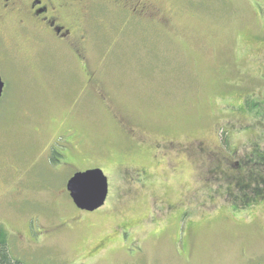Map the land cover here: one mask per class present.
Listing matches in <instances>:
<instances>
[{"label":"rangeland","instance_id":"374dc122","mask_svg":"<svg viewBox=\"0 0 264 264\" xmlns=\"http://www.w3.org/2000/svg\"><path fill=\"white\" fill-rule=\"evenodd\" d=\"M148 1L89 10L85 68L58 53L3 88L0 223L22 264H264V198L223 174L263 138L245 100L264 103V0ZM91 168L109 188L89 212L65 185Z\"/></svg>","mask_w":264,"mask_h":264},{"label":"flooded vegetation","instance_id":"af4514ba","mask_svg":"<svg viewBox=\"0 0 264 264\" xmlns=\"http://www.w3.org/2000/svg\"><path fill=\"white\" fill-rule=\"evenodd\" d=\"M108 2L0 0V79L3 88L13 72L22 79L35 77L33 71H42L43 62L53 60L52 57L58 53L76 59L85 68L88 33L81 20L89 15V10L96 4L111 6L113 10L133 16L156 12L148 0ZM83 80V89H98L97 79L92 72H85Z\"/></svg>","mask_w":264,"mask_h":264},{"label":"trees","instance_id":"16d2710c","mask_svg":"<svg viewBox=\"0 0 264 264\" xmlns=\"http://www.w3.org/2000/svg\"><path fill=\"white\" fill-rule=\"evenodd\" d=\"M247 110H253L257 108L260 110L261 106L264 107V103H260L257 100L249 104L247 100H245ZM249 104V105H248ZM259 117V116H258ZM263 116L259 117L261 119ZM264 125V124H263ZM262 140L261 143H256L255 148L250 151L251 155H246L243 161L232 164L229 168V172H224V177L228 180L231 185V193L238 191L240 189L241 192H244L246 195L247 191L253 193V199L264 198V130H262ZM220 138V137H219ZM221 143L226 145L229 141L228 138L223 137L220 138ZM214 170V169H213ZM212 166H210V177H216L213 179L223 180L221 172H217L213 174ZM251 194V193H250ZM235 196V195H234ZM248 197V195H247ZM247 199V198H246ZM233 204V205H232ZM232 206L234 209L239 208V203L235 200L232 201ZM8 230L4 224L0 223V264H22L20 260H16L10 255L8 243L10 235L8 234Z\"/></svg>","mask_w":264,"mask_h":264},{"label":"water","instance_id":"95a60500","mask_svg":"<svg viewBox=\"0 0 264 264\" xmlns=\"http://www.w3.org/2000/svg\"><path fill=\"white\" fill-rule=\"evenodd\" d=\"M2 88L3 81L0 79V96ZM69 178L65 189L78 209L92 212L104 204L109 187L107 177L101 169L80 170Z\"/></svg>","mask_w":264,"mask_h":264}]
</instances>
